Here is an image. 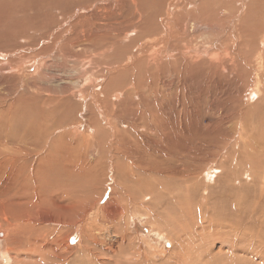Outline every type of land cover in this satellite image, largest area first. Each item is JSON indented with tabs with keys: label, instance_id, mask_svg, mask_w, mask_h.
<instances>
[{
	"label": "bare ground",
	"instance_id": "obj_1",
	"mask_svg": "<svg viewBox=\"0 0 264 264\" xmlns=\"http://www.w3.org/2000/svg\"><path fill=\"white\" fill-rule=\"evenodd\" d=\"M209 1L170 0L164 15L160 14V30L147 17L143 18L147 12L141 5L130 8L129 2L123 0L106 4L105 17L94 6L89 8L91 4L78 7L85 11L89 8L87 13L68 14L67 27L56 34L51 48L56 44L74 62L80 61V55L94 58L93 67L84 75L87 79L92 75L99 79L79 89L84 100L90 95L81 121L64 120L55 126L52 120L56 113H62L64 118L68 112L67 93L76 84L74 77L61 78L58 89L31 83L30 78L16 73H9V81L0 82V218L3 221H0V241L6 244L1 252L5 264L12 260L13 264H58L64 258H78L73 260L74 264H111V258H122L118 253L123 250L117 249L119 239L107 234L112 227L104 232L101 223L105 228L116 223L127 211L125 207L132 206L137 212L143 210L139 208L147 201L138 200L144 196L159 203L167 195L168 205L176 201L179 193L173 192L170 182L177 189L184 184L183 192H186L203 177V171L209 170L215 176L221 162L215 152L223 149L222 144L227 140H233L242 158L234 148L233 154L229 150L222 155L223 159L239 157L248 165L247 169H262L264 173V129L248 127L241 110L229 115V106L225 107L221 98L235 106V100L243 94L244 79L253 61L254 65L262 63L260 54L259 58L251 57L247 44L251 35L247 37L245 28H239L235 21L243 19L239 10L246 3L240 0L239 8L231 7L227 16L218 18V11ZM223 2L226 3L222 1L221 6ZM224 18L228 19L227 25ZM93 26L98 27V33L91 31ZM214 26L219 30L226 26L232 35L228 36L224 30L209 40L198 33ZM129 31L132 32L127 35ZM239 39L240 48H237ZM130 44L135 50L118 60L120 49ZM45 48L30 56H18L15 63L18 72L23 71L26 60L34 61L44 55ZM11 68L14 67L10 60L5 65L0 63V71ZM254 81L249 86L248 98L262 93L261 80L257 77ZM97 86L98 91L94 89ZM20 88L28 89V96H21ZM17 91L19 96H12ZM218 110L225 113L222 116L227 117L231 127L222 125L220 118L215 117ZM207 119L209 123L205 124ZM79 127L84 130L81 136L77 134ZM58 128H62L61 133L52 137ZM107 128L111 132L105 138L108 148L99 134ZM44 139L49 140L48 149L44 148ZM90 144L93 145L90 149L95 148L93 153L86 151ZM104 148L109 151L107 154ZM101 158H106L110 167L104 177V181H112L107 198L101 201L106 197L103 192L107 186L101 193L97 191L96 176L89 178L91 187L87 181L89 189L98 193L96 199L86 194L73 195L65 180L91 175ZM111 171L120 173L125 182L121 187L128 197L121 190L124 204L120 191L118 194L113 187ZM167 222H171L167 227H172L175 219ZM63 226L80 228L76 246L79 255L68 245L69 238L61 235ZM101 246L106 248V253L99 249ZM129 258L136 257L129 255ZM112 260V264H122Z\"/></svg>",
	"mask_w": 264,
	"mask_h": 264
},
{
	"label": "rangeland",
	"instance_id": "obj_2",
	"mask_svg": "<svg viewBox=\"0 0 264 264\" xmlns=\"http://www.w3.org/2000/svg\"><path fill=\"white\" fill-rule=\"evenodd\" d=\"M108 1L0 0V63H4L5 65L7 60H10L14 67L10 70H5V72L0 71V82L9 81L11 74L16 73L25 77L27 76L28 79L30 78L29 81L31 80V83L58 89L60 85L59 80L61 78L74 77V79H76L75 86L71 85V89L67 93L68 99L66 107L69 110L64 116L66 119L63 118L62 113H56L52 118L56 124L55 126L59 125V123L64 120L81 121L82 114L85 112V102L89 99L88 97L90 95H87L84 100L79 89H82L85 86H91L99 79H95V75H92L91 78L87 79V75H84L86 74V71L88 72L91 66L93 67L92 63L94 64V58L89 59L87 55H84L83 58V56L80 55V61L74 62L73 58L66 57L59 48H57L56 44L51 48L53 40L58 32L67 27V22L69 20L66 18L68 14L74 13L72 15L75 16L79 13H87L88 9H92L94 6L93 9L98 12V14L102 15L101 17H105L107 9H104L103 7L110 2L114 3L112 0ZM123 1L129 2L130 8L133 6L136 7V5L139 7L141 5L140 8L145 9L143 11L147 12H145L146 14L143 13V18L145 19L147 17L146 19L149 22H153V27L158 29L160 27L159 20L162 17L160 14L163 12L165 13L167 4L170 0H140V2L139 0ZM210 1V4L214 3L213 5L211 4V7L218 11V18L227 16L231 7L239 8L241 6L240 0ZM222 1L226 2H223V6H221ZM245 3V6L243 8L241 7L239 10L243 19L235 21L237 22V26L240 25L239 28H245L244 32H246L245 35H247V37L249 34L251 35L247 41L251 57L253 59L256 57L259 58L258 54H260V56H262V63L254 65L255 62L253 61L252 69L248 71L246 79H244L246 86L243 88V94L239 97L240 100L239 98L237 101L235 100V106H232L233 104H228V102L224 100V97L221 98L225 103L222 99L220 100V103L221 105L225 104V107L229 106V111L227 110L229 115L237 113L240 110L243 111V117L244 120H246L245 122L247 126L251 128L257 127L258 130L260 128L264 129V0H245ZM89 4H91L92 7L87 8V11L82 9L78 10V7L81 5L86 7ZM114 5L115 4L110 8L113 9ZM187 7L190 8L191 6L188 5ZM189 8L188 10L192 11V9ZM225 19L226 21L223 22H226L225 24L227 25L229 22L227 21V18H224V20ZM97 28L98 27L93 26L91 31L98 33L97 31L99 29ZM150 29L152 31V28ZM155 29L153 31H156ZM224 30L228 36L232 35L229 32V28L226 26H224L222 30H219V27L216 26L210 28L207 27L201 29L198 33L205 37V39L213 40L216 34ZM131 32L132 31H129L127 35ZM63 34L66 35L67 32H64ZM131 45L132 44L125 45L120 49V57L118 56V60L122 61V56L135 50ZM43 47H46V51H44L46 54L44 53V55H40V57L38 56L34 61L31 60V58L29 61L26 60L23 63V71L18 72L15 67V63L18 61V56H30L31 54L41 51ZM236 47L240 48V39ZM1 49L4 52H2ZM101 67L102 66H99V68ZM70 70L73 71L71 72ZM257 77L261 80L262 85V93L259 94L260 98L257 95L248 98L247 94L248 89H250L249 86L255 83L254 80H256ZM94 89L98 91L99 86ZM20 90H23L21 96H28V89L20 88ZM20 90L19 92H21ZM17 94L19 96L18 91L12 96L16 97ZM244 96L247 97L245 98ZM241 102H243V104ZM222 112L223 111L219 112L218 110L215 113V117L220 118V123L222 125H228L229 127L230 124L228 123V119L227 117L222 116L225 114ZM204 123H209V119L205 120ZM61 131L62 128L56 129V131L51 134L52 137H55L56 134L61 133ZM90 131L91 130L89 129L88 132L90 133ZM77 132V134L81 136L84 133V130L79 127ZM103 132V129H101L99 134L104 138L101 140H104L103 144L105 146L107 145L106 148H108L109 143H106L105 138L111 135V132H109L108 128L107 131L105 130V132ZM89 136L94 137L93 134ZM234 137H237L236 134H234ZM253 137H256V134L253 135ZM47 140L44 139L45 149H48L50 144L48 142L49 140ZM232 141L231 139L227 140V142L225 141L224 145L222 144V147L224 148H220L221 150L218 149V151L215 152L218 159L219 156L221 158L215 176H213L214 173H210L209 170L203 171V177L198 178L197 182L190 186L192 188L189 187L186 192L185 190L183 192L184 184H181V186H183L177 189L173 187V182H170L169 185L174 190L172 191L174 193H179L176 197V201L170 202L168 205L169 198L167 195L166 197H161L159 203H156V200L152 198L150 199L148 196L141 197L138 201H147L143 204L144 206L146 205L148 211L144 206L139 209H143L145 212L143 210H138L137 212L134 207L130 206L129 208H126L125 205H123L125 203L124 197H126L127 192L121 187L125 185V182L123 178H121L122 175L120 176V173L111 171L113 175V187L118 188H115L116 192L119 194L120 191L121 194V190H123L125 193L124 197L122 194L121 197L124 198V200H122V205L125 208L123 209H126L127 211L125 210L126 212H124L123 219L120 218L113 224L109 223L106 228L104 227V224L101 223L102 231L104 232H107L105 230L110 226L112 227V231L107 232V234L114 239H119L117 243L119 247L117 246V249L119 248L124 251H121L118 255H123L125 258H123V256L122 258H108V260L110 259L109 262L112 264L114 261L112 259H115L122 264H127L128 262V264H133L135 261L138 262L135 264H264V173L262 172V169L258 171H255L256 169L252 167L247 169L245 166L248 165H245L243 160H240L239 157H237V160L235 157L234 159H232V157L230 159L229 156L227 159H223L222 155L228 153L229 150L231 152L234 148L237 152L236 154L242 158L240 149H238V146L233 144ZM89 146L90 148H93V145L90 144L87 146L90 151L88 149L86 151L90 153L94 151L95 148L90 149ZM106 148H104V154L109 152ZM233 152L231 153L233 154ZM234 160L235 162H238L235 163ZM100 161L101 162H99L98 165H95L91 175L88 173V176H81L72 179L68 178L65 180V184L70 186V191L73 192V195L78 194V196L81 197L86 194L96 199L98 193L95 194L96 192L93 188L89 189V178L96 176L95 178H98V180H96L94 185L97 187V191L99 189L101 193V190L103 188L105 189L107 186V189L103 192L106 194V197H103L101 201H104L107 198V193L110 189L109 186H112V181H104V177L106 178L105 175L110 167L106 164V158H101ZM239 161L241 163H239ZM229 167L231 169H229ZM161 177L166 180V177ZM168 181L169 180H166V182ZM90 192H92L91 194L93 195H91ZM139 212H143V215ZM171 218L175 219V224H173L174 227H167V225L171 224V222H167ZM0 221H2L1 218ZM95 222L100 221L96 220ZM178 226L179 228L177 229ZM173 228H175V230ZM79 233H81L80 228L61 227V235L64 236V239L69 238L68 245L70 248L72 247L74 250L73 252L76 255H79V249L77 248L76 250L77 243L80 239ZM5 246V242L0 241V264H5L1 258V252L5 251ZM94 246L96 247L97 244ZM99 249L106 253L105 247L103 248L101 246ZM108 255H110V253ZM129 255L130 257L135 256L136 258H129ZM9 259L12 260V258ZM76 259L78 258H64V260H62V262L60 261L58 264H74L73 260ZM12 261L8 264H13Z\"/></svg>",
	"mask_w": 264,
	"mask_h": 264
}]
</instances>
